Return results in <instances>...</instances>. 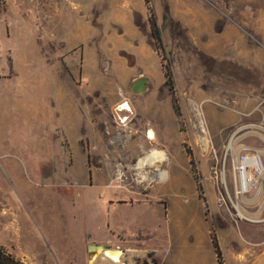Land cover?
<instances>
[{"label": "rangeland", "instance_id": "374dc122", "mask_svg": "<svg viewBox=\"0 0 264 264\" xmlns=\"http://www.w3.org/2000/svg\"><path fill=\"white\" fill-rule=\"evenodd\" d=\"M60 1L47 28L40 10L0 34V251L17 264H92L89 245L143 251L152 236L172 264H215L201 201L237 226L214 171L240 128L241 143L264 148L246 128L259 125L250 97L264 96V0H146L162 49L143 0ZM58 28L62 60L46 48ZM122 102L130 114L115 110ZM152 149L166 160L140 182L134 165Z\"/></svg>", "mask_w": 264, "mask_h": 264}, {"label": "crops", "instance_id": "0c3cea01", "mask_svg": "<svg viewBox=\"0 0 264 264\" xmlns=\"http://www.w3.org/2000/svg\"><path fill=\"white\" fill-rule=\"evenodd\" d=\"M139 1H142V0H139ZM143 1H144L143 2V7H144L146 5L145 4L146 0H143ZM89 2L91 3L92 0H89L88 3ZM60 4H61L60 0H35V2H33L32 4L27 3L26 0H0V34H1V31H4V32L7 31V25H11L12 23L14 24L17 23V20L14 21L15 17L19 16L21 18L28 19L29 15L35 12H39L40 10L45 15L46 13H48L47 17L44 20L45 28H47L46 24H49L52 22V16L60 13L59 11ZM55 31H57L56 37L52 33L54 32L53 30L49 31L50 33L49 36L51 40L47 41V45H46L47 50H49L48 52L52 51L51 53L53 55L50 53V57L47 55L46 56L52 59L53 57H57L56 58L57 60L59 58L60 60H62L63 57H60L59 55L60 53L58 52L66 47V41H65L64 33H62L60 28H58V30H55ZM53 46H54V49H53ZM80 46L81 45H79V47ZM7 50H8L7 53L9 56V62L11 63V51L10 49H7ZM83 58L82 57L80 58L82 67L85 66V64L83 65V63H85V59H86V58L85 59ZM0 59H2L1 56H0ZM10 63H9V67L12 65V64L10 65ZM80 82L85 83V81L81 79H80ZM93 82L95 81L93 80ZM248 103H249L248 114H251V118L253 122L255 124L264 126V111L261 110L262 106L264 105V96H260L258 94H256L255 96H251ZM244 105H247V103H245ZM131 112L129 113L123 112V113L130 114ZM256 114L259 115L257 118H255ZM149 131L150 129L147 131V138H149L148 137ZM152 138L153 136L149 139H152ZM153 150H158V149H152L149 153H145L144 156L138 160V162L141 160L145 161L144 159L147 160V158H149V155ZM158 151H161L164 154L165 158L160 162L157 161L155 165H151L149 161L145 162L143 166V171L147 173L146 179H141L142 177L139 175V172L137 169L138 162L136 163V165H134L136 176L138 177L140 182L153 180V177H150V172L146 171L145 169V166L147 164L154 166L156 167V169H158V166L160 164L163 165L162 163L166 160V154L164 153V151L162 150H158ZM3 156L5 155L0 153V157H3ZM161 165H160V168H161ZM120 172H121V169H120ZM162 174L163 173L161 171H158L157 173V175L161 177L160 179H164L166 177V171L164 170V174L163 175ZM206 205L207 207L202 202L203 217L205 218V221L207 222L208 239L214 251V248L211 242V227L213 225L211 224V221L207 220L205 217V210H207V208H209L210 211L214 213L212 217L214 218L213 222L215 221L214 225H215L216 233H217V241H218V245L221 251V257H222L224 264H264V237L262 236L260 237L261 230L264 227V221L261 223H251V222H246V221H240L239 223H237V226H236L231 221L220 219L221 214H219V212L216 213V211H219V210H217V207L214 206V204L209 203V206H208V203L206 202ZM243 209L248 210L246 207H243ZM257 212L259 213V210ZM262 217H264V208L262 209ZM230 224H233L236 226L237 234H235V232H230L227 230ZM15 230L16 228H13V232H15ZM14 235L15 233H13V236ZM152 238L153 237L150 236L147 240H145L144 244L146 246H143V251H141L142 249H140L142 248L141 246L137 247L139 249L137 251L134 250V251L125 252V249H122V251L124 250L123 254L119 256L118 258L120 263H118L119 262L118 261L117 263H114V264H136V261H137L136 255L137 253H140V251L141 253L142 252L147 253L146 255L139 258V261L141 262L143 261V259L149 260L148 254L151 252L150 253L151 257L157 262V264H172L170 260L168 259V257H164L163 255L159 254L156 247L151 246L152 244L151 241L153 242ZM238 240H241V242H238ZM95 245H106V244L97 243ZM110 247L113 249H120L121 246L118 247L117 245H115V246H110ZM88 256H89L88 263H90L91 257L90 255ZM214 259H215V264H219L217 261V256L215 252H214Z\"/></svg>", "mask_w": 264, "mask_h": 264}, {"label": "built area", "instance_id": "2783aa9c", "mask_svg": "<svg viewBox=\"0 0 264 264\" xmlns=\"http://www.w3.org/2000/svg\"><path fill=\"white\" fill-rule=\"evenodd\" d=\"M26 1L35 2V0ZM246 128L248 129L247 134L255 139L261 140L260 138H262L264 140V128L261 125L252 124ZM243 130V128L238 129L229 138L228 142L231 140V148L227 149V142L223 164L221 168L214 171L225 190V196H222L217 204L219 207L228 208L227 200L230 201L234 211L232 218L235 223L240 221L261 223L264 221V217H262V209L264 208V148L255 149L241 143L239 137ZM227 159L230 161L228 178L225 167ZM229 183L231 191L228 188ZM243 207L248 210H244Z\"/></svg>", "mask_w": 264, "mask_h": 264}, {"label": "bare ground", "instance_id": "6f19581e", "mask_svg": "<svg viewBox=\"0 0 264 264\" xmlns=\"http://www.w3.org/2000/svg\"><path fill=\"white\" fill-rule=\"evenodd\" d=\"M125 104L127 105V107L126 108L122 107V105H125ZM115 110L118 113H121V112H128L129 113V112L132 111L128 102L120 103ZM120 119H121V121H119ZM127 119H128V117H126V116L124 118L120 117L118 121L121 122V123H124V122L127 121ZM152 136H153V132L150 130L148 132V137L151 138ZM205 145H207L206 141H205ZM230 148H231V140L228 142V145H227V149H230ZM164 158H165V156H164V154L161 151L153 150L150 153L149 158H147V160L144 159L145 161H143V160L139 161L138 164H137V167H138L137 169H138L139 175L142 177L141 179H146L147 178V173H145L143 171V166H144L146 161H149V163H151V165H155V163L157 161L160 162ZM118 258L119 257L108 256L107 252L106 253H100L99 252L96 255H94V257L92 258L90 263H92V264H114V263H117L119 261ZM118 263H120V261Z\"/></svg>", "mask_w": 264, "mask_h": 264}, {"label": "trees", "instance_id": "16d2710c", "mask_svg": "<svg viewBox=\"0 0 264 264\" xmlns=\"http://www.w3.org/2000/svg\"><path fill=\"white\" fill-rule=\"evenodd\" d=\"M147 3V1H146ZM147 5V4H146ZM147 10L149 12V17H148V21L151 25V32H150V36L151 38L154 40L155 46L156 48H161L162 49V37H161V33L160 30L156 27V24L154 22V20L151 18L150 16V8L147 5ZM164 78H165V82L164 84L167 85L169 87L170 90H172V77H171V72L169 70V68H164ZM203 204H205V201H202ZM211 242L214 248V252L217 256V261L219 264H224L222 261V257H221V251L218 245V241L216 238L215 233H213V231H211ZM0 264H17V262L10 257L9 255L2 253L0 251Z\"/></svg>", "mask_w": 264, "mask_h": 264}, {"label": "water", "instance_id": "95a60500", "mask_svg": "<svg viewBox=\"0 0 264 264\" xmlns=\"http://www.w3.org/2000/svg\"><path fill=\"white\" fill-rule=\"evenodd\" d=\"M150 83V79L144 76H141L135 80H133L130 84H129V89L130 91L134 94V95H143L144 93H146L148 91V86ZM106 253L108 256H112V257H119L123 254V251L120 249H113L108 245H89L88 246V254L92 258L94 257V255H96L97 253Z\"/></svg>", "mask_w": 264, "mask_h": 264}, {"label": "flooded vegetation", "instance_id": "af4514ba", "mask_svg": "<svg viewBox=\"0 0 264 264\" xmlns=\"http://www.w3.org/2000/svg\"><path fill=\"white\" fill-rule=\"evenodd\" d=\"M136 264H157V262L154 259L151 258L149 260L148 259H143L142 262L137 260Z\"/></svg>", "mask_w": 264, "mask_h": 264}, {"label": "snow or ice", "instance_id": "6c2138e0", "mask_svg": "<svg viewBox=\"0 0 264 264\" xmlns=\"http://www.w3.org/2000/svg\"><path fill=\"white\" fill-rule=\"evenodd\" d=\"M122 107H125V108H126V107H127V105H126V104H125V105H122Z\"/></svg>", "mask_w": 264, "mask_h": 264}]
</instances>
